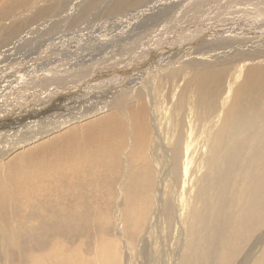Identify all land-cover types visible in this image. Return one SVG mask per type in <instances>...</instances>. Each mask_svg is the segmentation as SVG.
Returning a JSON list of instances; mask_svg holds the SVG:
<instances>
[{
  "label": "bare ground",
  "instance_id": "1",
  "mask_svg": "<svg viewBox=\"0 0 264 264\" xmlns=\"http://www.w3.org/2000/svg\"><path fill=\"white\" fill-rule=\"evenodd\" d=\"M0 64L6 264H264V0H0Z\"/></svg>",
  "mask_w": 264,
  "mask_h": 264
},
{
  "label": "rangeland",
  "instance_id": "2",
  "mask_svg": "<svg viewBox=\"0 0 264 264\" xmlns=\"http://www.w3.org/2000/svg\"><path fill=\"white\" fill-rule=\"evenodd\" d=\"M259 19H262V18L260 17ZM181 32H182V31H181ZM181 32H180V33H175V34H173L172 37L181 34ZM187 34L190 35L189 33H185V34H183L182 36H180V39H181V37H182L181 40L189 39V37H188ZM91 37H93V34H92ZM184 37H185V38H184ZM169 39H170V38H169ZM83 41L85 42L86 39H84ZM180 42H181V41H180ZM83 44H84V43H83ZM208 44H209V43H208ZM210 44H213V43H210ZM210 44H209V46H210ZM84 47H85V46H82V45L78 46V51H79L80 53H82ZM206 47H208V45H207ZM35 51H36V50H35ZM0 66H1V64H0ZM44 80H47V82L44 83V84H42V86L45 85V84H47V85L44 86V87L42 88L43 92H44L45 94H51V93L55 92L54 88H57L58 86L52 85V84H51V80H53L55 83H58V82L60 81V79H59V80H54V79L48 80V79H44ZM84 93H85V92H84ZM84 93H80V95H82V94H84ZM56 100H57V98H56ZM53 103H54V102H52V104H53ZM41 107L45 108V107H48V106H44V105H43V106H41ZM39 108H40V107H39ZM66 109H70L69 106H66ZM61 111H62V110L58 109V110H54L53 112L56 113V112H61ZM114 214H115V211H112V213H111V219H112L114 222H116ZM116 223H117V222H116ZM122 235H123L124 240L121 242V247L124 246L125 243L132 244L131 254L134 256V255L136 254V248H137V245L134 244V243H132V241H131V233H130V231H128L127 229H124V230L122 231ZM125 240H126V241H125ZM87 247H88V244L86 243V244L84 245V249H83V251H84L85 254H87L88 256H90L89 251L87 250ZM124 249H125V248H124ZM122 251H123V248H122ZM94 252H95V251H94ZM94 252H92L91 254L93 255ZM123 253H126V249H125V251H123ZM4 258H5V255L2 254V252L0 251V260L2 259V260L0 261V264H1V263H2V264H6V259H4Z\"/></svg>",
  "mask_w": 264,
  "mask_h": 264
}]
</instances>
